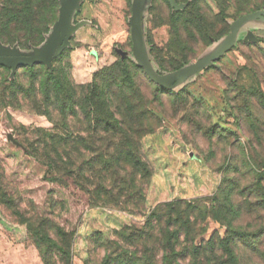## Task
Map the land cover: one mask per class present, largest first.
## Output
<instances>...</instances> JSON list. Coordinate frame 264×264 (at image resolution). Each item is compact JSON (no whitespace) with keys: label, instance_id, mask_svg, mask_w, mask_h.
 <instances>
[{"label":"rangeland","instance_id":"rangeland-1","mask_svg":"<svg viewBox=\"0 0 264 264\" xmlns=\"http://www.w3.org/2000/svg\"><path fill=\"white\" fill-rule=\"evenodd\" d=\"M46 1L48 9L35 12V33L42 37L30 43L16 36L10 40L0 37V58L44 50L61 7V0ZM175 1L178 8L169 0H143L141 9L148 58L159 75L173 77L169 83H155L164 92L155 90L141 65L128 63L141 96L160 125L144 137L139 148L153 169L143 206L135 203L138 196L129 199L124 209L121 204L89 205L79 184L71 177L56 180L24 146L35 138V129L52 128L48 117L24 106L13 107L7 97L0 103V187L15 197L20 211L46 216L74 231L72 264H102L117 246L133 264H162L167 252L164 244L142 232V238L132 237L129 244L126 233L138 236L145 213L155 204L173 199L206 206L209 215L213 207L223 214L220 221L211 216L198 219L196 226L204 231L189 242L185 238L175 242L177 254L171 264H219L226 259L221 247L195 253L191 246L211 237L223 238L232 230L264 231V19L240 24L232 45L219 59L185 76L191 65L227 44L230 25L237 17L264 10V0H200L203 12L215 22L206 31L193 29L181 43L175 37L174 21L191 0ZM131 14L132 0H77L59 50L48 66L68 70L73 81L81 82L91 79L97 69L117 62L119 56L133 57ZM44 25L47 30L43 33ZM0 66V86L15 77L29 84L24 66ZM222 189L230 190L236 212L222 207ZM13 211L0 202V264H45L26 225ZM254 240V248L234 246L233 264H264V232Z\"/></svg>","mask_w":264,"mask_h":264},{"label":"trees","instance_id":"trees-1","mask_svg":"<svg viewBox=\"0 0 264 264\" xmlns=\"http://www.w3.org/2000/svg\"><path fill=\"white\" fill-rule=\"evenodd\" d=\"M1 6L0 37L10 40L16 36L15 39L25 43L42 37L35 33L38 25L35 12L41 10L43 13L48 9L46 0H3ZM179 15L174 21V32L180 43L188 39L193 29L206 31L215 22L213 17L209 18L203 12L200 0H191ZM46 30L47 25H44L42 32ZM128 63L137 66L133 57L121 59L119 56L117 62L94 71L90 81L86 82L73 81L68 70L35 63L23 67L28 85L15 77L7 85L0 86V103L7 97L9 105L24 106L29 111L46 115L52 122L50 129H35V138L24 146L29 155L54 173L56 180L64 181L65 177H71L72 182L79 184L87 193L91 206L121 204L124 209L129 199L136 196L135 203L143 206L145 189L153 175L150 163L141 156L139 148L144 137L154 133L160 125L141 96ZM152 66L155 68L154 64ZM156 70L161 74L158 68ZM149 81L156 91L164 92ZM225 189H222L225 200L222 207L228 206L234 213L236 209L231 192ZM0 202L14 210L18 221L26 225L29 238L45 264H72L73 230H67L46 216L27 215L25 210L20 211L15 197L2 186ZM207 209L186 199L159 202L145 213L138 236L128 232L126 239L131 244L132 237L138 239L145 235L157 238L167 250L162 264H171L177 254L174 243L184 238L189 242L204 231V227L196 226L198 219L203 221L211 216L221 220L223 210H214L213 207L209 215ZM263 232L261 229L252 232L232 230L223 238L211 237L204 244L192 245L191 250L195 253L211 252L218 246L226 254V259L219 260V264H233L234 246L254 248V236ZM123 250L117 246L107 254V258H103L102 264H133Z\"/></svg>","mask_w":264,"mask_h":264},{"label":"water","instance_id":"water-1","mask_svg":"<svg viewBox=\"0 0 264 264\" xmlns=\"http://www.w3.org/2000/svg\"><path fill=\"white\" fill-rule=\"evenodd\" d=\"M170 4L178 8V5L175 0H169ZM77 3V0H61V7L59 17L57 19L56 25L54 27L53 33L49 38L47 45L45 46L44 50L41 52H36L35 54L29 56H16L13 58H0V63L6 65H13V66H25V65H32L35 63H42L44 65L48 64L50 58L54 53L59 50L60 42L64 36V29L67 26L69 12L73 8V6ZM142 3L143 0H132V14L129 18V24L132 33L133 39V47H132V55L134 60L137 64L141 65L150 78L151 81L157 84H165L172 81L173 77L170 75H159L154 70L147 52L144 47V42L142 40V32H143V25H142V17L143 12L142 10ZM261 17L264 19V10L255 11L252 13H248L245 15H241L237 17L230 25V32L227 36V44L223 45L222 47L218 48L213 54L201 59L197 63H194L190 66L189 70L185 74V76H190L196 69H198L201 65L206 63H211L219 59V57L225 53L229 47L232 45V42L236 38L237 29L240 24L247 22L249 20L256 19ZM121 55H125V52L121 50H117ZM10 140H13L11 134L7 136Z\"/></svg>","mask_w":264,"mask_h":264},{"label":"crops","instance_id":"crops-1","mask_svg":"<svg viewBox=\"0 0 264 264\" xmlns=\"http://www.w3.org/2000/svg\"><path fill=\"white\" fill-rule=\"evenodd\" d=\"M89 79H90V78H89ZM89 79L81 80V82H86V81H88Z\"/></svg>","mask_w":264,"mask_h":264}]
</instances>
